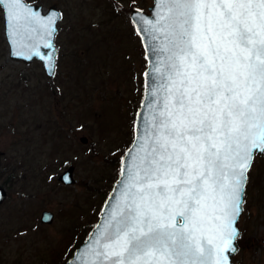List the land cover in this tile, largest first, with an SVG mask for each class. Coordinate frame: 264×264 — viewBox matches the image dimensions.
Returning <instances> with one entry per match:
<instances>
[{
  "label": "snow or ice",
  "instance_id": "6c2138e0",
  "mask_svg": "<svg viewBox=\"0 0 264 264\" xmlns=\"http://www.w3.org/2000/svg\"><path fill=\"white\" fill-rule=\"evenodd\" d=\"M137 31L148 99L101 221L75 264H231L248 173L264 155V0H155ZM12 55L55 70L62 17L0 0ZM154 58V59H153ZM67 180L68 178L65 177Z\"/></svg>",
  "mask_w": 264,
  "mask_h": 264
},
{
  "label": "rangeland",
  "instance_id": "374dc122",
  "mask_svg": "<svg viewBox=\"0 0 264 264\" xmlns=\"http://www.w3.org/2000/svg\"><path fill=\"white\" fill-rule=\"evenodd\" d=\"M60 10L56 65L10 56L0 14V264H62L98 220L133 138L144 48L130 18L153 0H26ZM85 136L86 141L81 138ZM74 165V182L58 174ZM237 225L236 264H264V155ZM43 209L53 220H40Z\"/></svg>",
  "mask_w": 264,
  "mask_h": 264
},
{
  "label": "water",
  "instance_id": "95a60500",
  "mask_svg": "<svg viewBox=\"0 0 264 264\" xmlns=\"http://www.w3.org/2000/svg\"><path fill=\"white\" fill-rule=\"evenodd\" d=\"M26 3H28L29 5L33 6V7H36L38 6L39 7V10L41 11L42 14H46L48 13L49 11L51 10H55L58 14H60V11L59 9L57 8V6L55 4H52L50 5L49 7H47L46 9L43 7L42 4H39V3H30L28 1L25 0ZM156 9H155V0H153V3L149 6V10L146 11V10H142L141 8H138V7H135L131 10L130 12V17H131V20H132V23L134 25V28L136 30V32L138 33L137 29L138 27H143V25L140 24V20H139V14H142L144 17H147V18H153L154 17V13H155ZM3 18H4V28H5V36H6V39L8 41V44H9V53H10V56L15 58V59H22L24 61H31L33 59H38L39 61H41L39 58H36L34 57L33 59L31 60H27V59H24L22 57H19V56H14L12 55V52L15 48V45L11 44L10 43V32H11V29H10V26L7 24V18L5 15H3ZM56 29H57V24H56ZM141 38V41H142V45H143V48H144V55H145V59H146V54H147V47L145 45V43L143 42V37L138 34ZM41 45L40 47V51L42 53H47L49 51H54L55 52V57H56V45H55V40H54V36L52 37V43H53V48L52 49H48V48H45L43 47V41H38ZM154 59V58H153ZM42 63V66L44 68V71L46 73L47 76H51L52 74H49V72L46 70V68L44 67V62L41 61ZM151 63L152 61L149 60V59H146V67L144 69V72H143V95H142V98H141V101H140V104L138 106V109L135 113V119H134V124H139L141 123V121L137 118L136 114L138 112H144L146 111V108L142 107V104L149 98L148 97V92H149V89H150V76H146L145 73L146 72H149L150 71V67H151ZM133 133H134V125H133ZM134 138V136H133ZM82 140L86 141V137L83 136L81 138ZM133 142V140H132ZM132 142L130 143V145L125 149L124 153H123V156H122V159L124 158V154L128 151V149L131 147L132 145ZM122 159H121V163H120V168L122 166ZM73 171H74V165L73 164H69L67 165L57 176L58 178V181H60L61 183L63 184H71L74 182V176H73ZM65 177H67L68 179L66 180ZM118 184V177L115 179L114 183H113V186L109 192V194L107 195L105 201L103 202V205H102V208H101V211L102 209L104 208L105 206V203L108 199L109 196L112 195L114 189L116 188ZM7 195V190L6 188L4 187V185L0 182V204L3 202V200L5 199ZM241 214V213H240ZM240 216V215H239ZM53 217H54V212L52 210H49V209H43L41 211V214H40V220L44 223H50L52 220H53ZM239 218V217H238ZM102 217H101V212L99 214V217H98V220L96 221V223L94 224V226L91 228L90 232L88 233V235L84 238L83 241H81L78 246L76 247V249L73 251V253L71 254V256L68 258V260L64 263V264H75V257L79 254L78 253V249H82L84 247V245L86 244V242L88 241L89 237H90V234L93 232V230L95 229L96 225L98 223H100ZM238 221V219H237ZM238 227V225H237ZM239 228V227H238ZM240 230V229H239ZM230 255V261H231V264H233L232 260H231V255L232 253L229 254Z\"/></svg>",
  "mask_w": 264,
  "mask_h": 264
},
{
  "label": "trees",
  "instance_id": "16d2710c",
  "mask_svg": "<svg viewBox=\"0 0 264 264\" xmlns=\"http://www.w3.org/2000/svg\"><path fill=\"white\" fill-rule=\"evenodd\" d=\"M69 257V254H68V256H67V258Z\"/></svg>",
  "mask_w": 264,
  "mask_h": 264
},
{
  "label": "flooded vegetation",
  "instance_id": "af4514ba",
  "mask_svg": "<svg viewBox=\"0 0 264 264\" xmlns=\"http://www.w3.org/2000/svg\"><path fill=\"white\" fill-rule=\"evenodd\" d=\"M233 262V261H232ZM234 264H236V263H234ZM239 264V263H238Z\"/></svg>",
  "mask_w": 264,
  "mask_h": 264
}]
</instances>
